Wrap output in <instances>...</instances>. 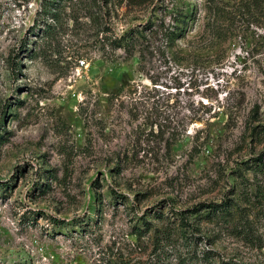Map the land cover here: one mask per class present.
Returning a JSON list of instances; mask_svg holds the SVG:
<instances>
[{
	"label": "rangeland",
	"instance_id": "rangeland-1",
	"mask_svg": "<svg viewBox=\"0 0 264 264\" xmlns=\"http://www.w3.org/2000/svg\"><path fill=\"white\" fill-rule=\"evenodd\" d=\"M43 2L0 0V264H264V0Z\"/></svg>",
	"mask_w": 264,
	"mask_h": 264
},
{
	"label": "trees",
	"instance_id": "trees-1",
	"mask_svg": "<svg viewBox=\"0 0 264 264\" xmlns=\"http://www.w3.org/2000/svg\"><path fill=\"white\" fill-rule=\"evenodd\" d=\"M54 0H44L43 2V7H42V10H41V13H42V16L44 18L46 17H49L51 19H54L55 17V13L51 12L52 9H53V6L54 5ZM48 27V25H47ZM46 30H44V33H45ZM164 35V34H163ZM174 35H178V33L176 32H173V31H170V30H165V37L168 39V40H173L172 38L174 37ZM125 39V38H124ZM127 40V39H125ZM130 40V41H129ZM128 40V42H125L122 38L121 39H118V40H114L112 43L115 44L116 46H120L122 45L124 47V50L129 53V51L131 50V48H133V45L135 44V40L134 38L130 37V39ZM139 60L140 62L143 61V56L140 54L139 56ZM141 67V66H140ZM201 118L200 117H196V116H193L192 118H190L189 120V123H196V122H201ZM155 127L157 128L158 132H160V134H164L166 131L165 130V127L166 125L165 124H161V123H158V122H154ZM175 137H173L174 139ZM261 158H258L257 160H254V161H257V162H261L260 161ZM262 164H264V162H262ZM262 168H264V165H259V164H255L253 168L251 169H255V170H261ZM207 207L209 208L208 212L209 214H215L216 213V209L219 207L218 205H213V204H209L207 205ZM159 220L162 219V216H159L157 217ZM181 222L183 223V218H181ZM181 223V224H182Z\"/></svg>",
	"mask_w": 264,
	"mask_h": 264
},
{
	"label": "built area",
	"instance_id": "built-area-1",
	"mask_svg": "<svg viewBox=\"0 0 264 264\" xmlns=\"http://www.w3.org/2000/svg\"><path fill=\"white\" fill-rule=\"evenodd\" d=\"M78 63H79V67H82V66L85 65V61L84 60H80Z\"/></svg>",
	"mask_w": 264,
	"mask_h": 264
}]
</instances>
